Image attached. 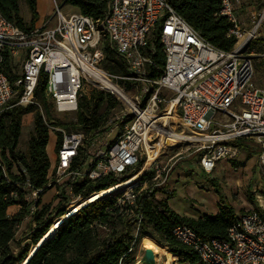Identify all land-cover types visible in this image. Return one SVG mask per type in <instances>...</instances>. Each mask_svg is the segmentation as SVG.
Returning <instances> with one entry per match:
<instances>
[{"label":"built area","instance_id":"built-area-1","mask_svg":"<svg viewBox=\"0 0 264 264\" xmlns=\"http://www.w3.org/2000/svg\"><path fill=\"white\" fill-rule=\"evenodd\" d=\"M53 2V15L29 32L0 12V116L16 105L40 107L34 91L41 73L47 78L45 96L61 115L78 111L86 87L109 93L123 108L115 122L120 129L110 141V122L100 129L101 134L87 135L44 120L49 134H55L56 155L42 188H34L25 168L13 162L16 186L33 228L34 214L45 205L44 192L53 190L58 204H63L51 213L40 242L55 222L58 228L82 209H72L78 203L90 204L113 193L117 194L110 213L132 222L137 233L143 216L139 203L150 190L164 185L169 163L180 153L169 157L165 165L158 164V159L180 144L187 143L202 154L200 167L208 175L220 160L237 158L239 150L233 143L238 141L258 143V160L264 166V88L254 83L253 54L256 45L264 43V0L221 1L220 15L231 23L228 36L236 39L231 51L205 41L167 0H110L100 20L64 14L61 2ZM156 29L164 57L161 69L150 46ZM104 43L123 62L126 75L104 69ZM156 70L161 71L157 78ZM11 76H15L13 83ZM175 111H179L178 122ZM175 125L180 132L173 131ZM170 133L189 139L169 146L165 141ZM150 156L152 174L145 179L147 170L115 192H93L84 199L73 192L75 184L84 180L128 177L141 170ZM0 167L4 171L1 159ZM11 197L17 199L18 193ZM172 235L194 251L201 264H264V217L254 209L239 216L226 240L204 241L184 225L175 227Z\"/></svg>","mask_w":264,"mask_h":264},{"label":"trees","instance_id":"trees-1","mask_svg":"<svg viewBox=\"0 0 264 264\" xmlns=\"http://www.w3.org/2000/svg\"><path fill=\"white\" fill-rule=\"evenodd\" d=\"M109 1L61 0V7L69 5L84 16L100 20L107 11ZM167 1L175 12L205 41L223 51L233 49L236 39L233 36H228L231 23L226 17L220 15L222 0ZM22 2L30 12L29 23H26L20 15ZM0 12L4 18L18 28L29 32L34 29L38 19L37 0H0ZM255 45L256 42H253L252 48ZM150 46L154 51V61L161 69L164 65V57L158 29L154 31V35L150 39ZM103 50L105 53L104 69L111 74L126 75L127 70L123 62L115 56L107 43H104ZM258 51L264 53V48ZM255 68L256 72L261 70ZM160 74L161 71L156 70L153 76L157 78ZM14 77H10L12 83ZM46 80V75L41 73L34 91V100L40 107L16 105L5 110L0 116V159L4 167V171L0 167V264H132L136 249L143 238H152L149 241L157 244L165 253L178 258L180 263L201 264L194 251L173 237L172 230L175 227L187 226L204 241L227 239L228 230L237 221L239 215L224 200L216 184L213 186L214 192L219 198L217 214L214 216L203 215L196 219L181 216L171 209L168 200L173 196V192L169 191L166 186H161L150 190L139 203L143 216L137 233H135L132 222L110 213L114 196L117 194L113 193L93 203L83 205L82 209L66 222H64L66 218L63 219L64 223L58 228L55 222L52 225L55 227L40 243L43 235L48 231L47 223L52 213L49 206L44 205L33 216L35 227L30 234L31 243L23 248V254H17L12 248V243H15L18 226L27 216L28 209L16 186L18 178L14 174L13 162H19L25 168L28 179L34 188L44 187L50 167L46 152L49 131L44 120L59 125L58 122H52L54 106L52 100L47 98L44 93ZM254 83L257 87L264 86L261 85V82L254 81ZM15 102L16 99H13L12 104ZM117 105L118 102L109 93L92 90L88 96L82 94L79 99L76 123H72L71 126H61L66 130L81 131L87 135H99L102 133L100 129L107 123L110 114ZM28 114H33V129L28 138L27 151L23 153L19 149V140L23 117ZM233 145L238 147L239 152L245 151L249 157L252 156V148L244 141L234 142ZM151 174L150 171L146 172L142 179ZM126 180L128 177L119 178L111 175L96 181L84 180L75 184L73 192L84 199L93 192L111 189ZM15 191L18 193L17 199L11 197ZM158 195H165L166 198L158 197ZM248 200L254 205L253 209L264 217V211L255 205L252 197H249ZM16 205H21V209L17 214L10 216L7 212L8 209ZM58 205L60 206V204ZM61 213L59 210L58 215ZM39 243L40 245H38ZM31 252L32 255H29Z\"/></svg>","mask_w":264,"mask_h":264},{"label":"rangeland","instance_id":"rangeland-1","mask_svg":"<svg viewBox=\"0 0 264 264\" xmlns=\"http://www.w3.org/2000/svg\"><path fill=\"white\" fill-rule=\"evenodd\" d=\"M39 12L45 13L46 19L51 17L55 11V5L53 0H39ZM61 2V0H57ZM64 14L78 13L73 7L69 5H64L62 8ZM20 15L26 23L30 22L31 16L27 6L22 2L20 4ZM44 20V21H45ZM264 48V43H258L255 48L254 54V81L256 83L261 82L264 85V53H260L258 50ZM261 69L256 72V68ZM264 88V86H261ZM261 87H258L261 89ZM92 90H96L93 87H86L83 90V94L87 96ZM115 99V97H113ZM116 100V99H115ZM117 101V100H116ZM117 107L110 114L108 121L113 128V131L108 134V141L112 140L116 134V130L120 129L115 123L117 116L120 114V110L123 108V103L117 101ZM175 121L179 120V111H175ZM53 119L52 122H58L59 126L68 125L71 126L72 123H76L77 117L76 113H70L61 115L56 112L53 107ZM33 129V115L28 114L25 116L22 124V131L19 140V149L23 153L27 151L28 148V138ZM175 133L180 132L179 125H175L173 128ZM55 134H49V140L46 147L47 155L49 161L52 162L56 155L55 150ZM176 140L170 141L173 143ZM253 150L252 156H248L247 152L240 151L237 158L231 161L222 159L217 162L216 167L211 174H205L199 167V159L201 153L195 151V148L191 145L180 144L172 149L165 151V154L161 155L158 159V164L166 162L169 157L179 154L171 163V168L174 166L170 176H169V188L173 192V196L168 200V205L178 214H184L186 211H197L201 215L214 216L215 214H209L207 209L215 208L218 203V195L214 192V184H216L217 189L221 192L224 200L230 204L237 214H244L250 210L252 205L248 198L252 197L255 205L264 211V166L260 165L258 157L261 151V146L254 141H244ZM170 154V155H169ZM150 170L149 167L146 169ZM140 171V170H139ZM137 173H132L128 176V179ZM140 177V176H139ZM138 177V178H139ZM127 186L119 187L117 190H121ZM168 187V186H167ZM112 190V191H115ZM110 191V192H112ZM108 192V193H110ZM105 194V193H104ZM107 194V193H106ZM160 197V195H158ZM45 205L49 206L52 210V214L57 211V208H61L62 205H58V201L54 197L53 190H48L43 197ZM89 201L80 206L86 205ZM75 211L79 206L73 207ZM10 213L17 214L19 209L16 206L10 207ZM33 229V223L26 217L23 223L20 225L15 236V243H12L13 250L21 255L25 246L30 244V234ZM133 231V230H132ZM152 238H143L141 244L136 249L135 257L132 264H138L143 256L144 249L147 246H157V244L149 241ZM157 243V242H156ZM19 244V245H18ZM162 250L161 248H159ZM163 251V250H162ZM161 263H166L168 260L165 256H156ZM172 264H188L180 263L178 258L173 257Z\"/></svg>","mask_w":264,"mask_h":264},{"label":"bare ground","instance_id":"bare-ground-1","mask_svg":"<svg viewBox=\"0 0 264 264\" xmlns=\"http://www.w3.org/2000/svg\"><path fill=\"white\" fill-rule=\"evenodd\" d=\"M119 90V89H118ZM189 138H186L184 135H178V134H175V133H170V135H169V138L168 139H166V143H168V145L169 146H175L179 141H182V140H188ZM173 140H176L175 142H173V143H169L170 141H173ZM151 161H152V158H151V156L149 157V159H148V161L144 164V166H143V168L136 174V175H134V176H132V177H130L128 180H126L125 182H122L121 184H119V185H117V186H115V187H113V188H111V189H109L108 191H105V194L106 193H108V192H110V191H112V190H115V189H117V188H119V187H123V186H129V185H131V184H133L134 182H136L137 180H138V177L142 174V172L144 171V170H146V168L151 164ZM123 189V188H122ZM104 194V193H103ZM84 203V202H83ZM83 203H80V205L81 204H83ZM80 205H77V206H79L80 208L81 207H83V206H80ZM76 206V207H77ZM80 208H77V209H80ZM74 211H75V209H74ZM66 217H63L62 218V220L61 221H63V219H65ZM57 226V225H56ZM55 227V226H54ZM54 227H52L51 229H50V231L54 228ZM49 231V232H50ZM43 241V240H42ZM41 241V242H42ZM38 245H40V243L38 244ZM147 248H149L150 250H152V252H153V254H154V259H155V264H159V260L157 259V255H159V256H165L166 258H167V262L165 263V264H172V261H173V256L171 255V254H169V253H165L164 251H162V250H160L159 248H157V247H155V246H147ZM36 249V248H35ZM29 255H32V252H31V254L29 253ZM25 264V263H24ZM138 264H140V262L138 263ZM161 264H164V263H161Z\"/></svg>","mask_w":264,"mask_h":264},{"label":"crops","instance_id":"crops-1","mask_svg":"<svg viewBox=\"0 0 264 264\" xmlns=\"http://www.w3.org/2000/svg\"><path fill=\"white\" fill-rule=\"evenodd\" d=\"M39 0H37V15H38V19H37V22L35 23V27H39V26H41L42 25V23L44 22V20H45V18H46V16L47 15H45V13L43 12V13H40L39 12ZM30 115H33V114H30ZM25 116H27V115H25ZM25 116L23 117V120H24V118H25ZM23 120H22V124H23ZM47 152V151H46ZM172 152V150H169V153H171ZM165 154V153H164ZM163 154V155H164ZM170 155V154H169ZM200 160V159H199ZM167 163V161L166 162H164V163H162V165H165ZM173 163H171L169 166H170V169H169V172H168V176H167V179H166V182L164 183V185H162V186H168L167 187V189L169 190V191H171L170 190V188H169V185H168V183H169V176H170V174H171V172H172V170L174 169V166L171 168V165H172ZM199 167H200V163H199ZM200 169H201V167H200ZM202 170V169H201ZM203 172V171H202ZM204 173V172H203ZM160 197L161 198H166V196L165 195H160ZM218 204H219V198H218V203L215 205V208H212V209H207V212L209 213V214H217V212H218ZM251 209H253V206H251L250 207V210ZM10 208L8 209V214L10 215V216H12V215H15V214H13V213H10ZM236 212V211H235ZM179 215H181V216H186V217H190V218H199V217H202L203 215H201V213H197V211H190V210H188V211H186L184 214H179ZM239 216L241 215V214H238Z\"/></svg>","mask_w":264,"mask_h":264},{"label":"water","instance_id":"water-1","mask_svg":"<svg viewBox=\"0 0 264 264\" xmlns=\"http://www.w3.org/2000/svg\"><path fill=\"white\" fill-rule=\"evenodd\" d=\"M140 264H155L154 254L152 250H150L149 248L144 249L143 256L140 260Z\"/></svg>","mask_w":264,"mask_h":264}]
</instances>
